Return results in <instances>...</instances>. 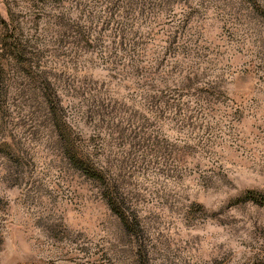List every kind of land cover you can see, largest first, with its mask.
I'll list each match as a JSON object with an SVG mask.
<instances>
[{"label":"rangeland","instance_id":"obj_1","mask_svg":"<svg viewBox=\"0 0 264 264\" xmlns=\"http://www.w3.org/2000/svg\"><path fill=\"white\" fill-rule=\"evenodd\" d=\"M250 190L264 0H0V264H264Z\"/></svg>","mask_w":264,"mask_h":264},{"label":"trees","instance_id":"obj_2","mask_svg":"<svg viewBox=\"0 0 264 264\" xmlns=\"http://www.w3.org/2000/svg\"><path fill=\"white\" fill-rule=\"evenodd\" d=\"M17 51V55H20V50L18 47L15 48ZM69 145L72 144V146L69 148L67 147V151L70 153V159L82 173H84L86 176L93 177V178H103L102 171L99 170L95 165H93V162H91V155L89 152H87L80 143H68ZM68 144H64L68 146ZM246 198L253 200L254 202L264 206V193L250 190L247 192ZM122 215V214H121ZM124 219V218H123ZM254 264H263L260 262L254 263Z\"/></svg>","mask_w":264,"mask_h":264}]
</instances>
